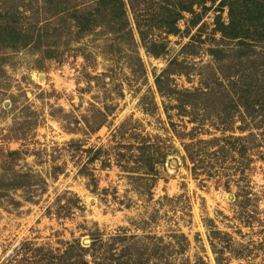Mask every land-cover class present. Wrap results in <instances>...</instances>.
I'll use <instances>...</instances> for the list:
<instances>
[{
	"label": "rangeland",
	"instance_id": "obj_1",
	"mask_svg": "<svg viewBox=\"0 0 264 264\" xmlns=\"http://www.w3.org/2000/svg\"><path fill=\"white\" fill-rule=\"evenodd\" d=\"M0 264H264V0H0Z\"/></svg>",
	"mask_w": 264,
	"mask_h": 264
}]
</instances>
